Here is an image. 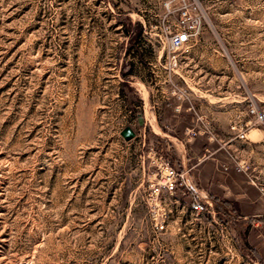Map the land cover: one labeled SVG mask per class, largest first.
Returning a JSON list of instances; mask_svg holds the SVG:
<instances>
[{
	"label": "rangeland",
	"instance_id": "374dc122",
	"mask_svg": "<svg viewBox=\"0 0 264 264\" xmlns=\"http://www.w3.org/2000/svg\"><path fill=\"white\" fill-rule=\"evenodd\" d=\"M191 1L0 0V264H264V200H232L264 187V0H195L172 59L165 26ZM197 135L198 157L220 148L216 183L187 173L200 213L155 189Z\"/></svg>",
	"mask_w": 264,
	"mask_h": 264
},
{
	"label": "built area",
	"instance_id": "2783aa9c",
	"mask_svg": "<svg viewBox=\"0 0 264 264\" xmlns=\"http://www.w3.org/2000/svg\"><path fill=\"white\" fill-rule=\"evenodd\" d=\"M201 19V10L197 1L192 0L187 4H182L179 10V14L174 19L173 23H171L170 25L167 24L165 26V51L167 55H169L173 59L174 51L180 50L188 44L193 35L199 31ZM248 112L251 114H256V111L252 108H249ZM257 118L261 119V116L258 115ZM229 127L236 139H245V124H243L244 128L234 123H232ZM203 129H205V126ZM189 134L194 136L195 132L190 131ZM242 164L243 163L240 164L237 162L235 166L240 169L242 168ZM219 166L222 170H226V166ZM157 171L158 180L155 183L156 190L158 188H161L162 190L171 193L174 192L177 187L183 188L185 193L188 195V208L190 211L194 213H200L205 209V204L207 203L204 200V196L201 195V192L198 191L189 180L186 170H177L173 166H171L167 160L164 159L159 162Z\"/></svg>",
	"mask_w": 264,
	"mask_h": 264
},
{
	"label": "crops",
	"instance_id": "0c3cea01",
	"mask_svg": "<svg viewBox=\"0 0 264 264\" xmlns=\"http://www.w3.org/2000/svg\"><path fill=\"white\" fill-rule=\"evenodd\" d=\"M200 120V124H207V122L209 123L210 120L208 119V121H203L202 119H198ZM247 121L250 123V127L253 124V117L252 116H248L247 115ZM192 122V120H191ZM198 122L197 120H194V122L192 123L193 126H196V128H198ZM189 128V129H193ZM258 131V130H257ZM253 129L249 128L247 131V134L245 135L244 140H238L235 139L231 136L226 137L222 140H220L222 143L220 144L222 147H226V146H230L233 143L231 141H233L232 139H235L237 141L240 142H250V139L248 138V135L250 134H256L257 137L261 136V133H253ZM202 138H205V136H201ZM200 136H195V137H187L186 138V142H188V150L191 151L193 154L192 155H184L182 157H180L179 159V163L182 165V167H184L187 170L188 176L191 180L193 181H199L202 183H207L208 181L211 183H216L218 181V179L221 178L220 175H218V172H215L213 170V164H214V160L217 159V151L220 149L218 147H209L207 146L206 148L203 149L204 152L207 151V154L205 155L204 152L198 157L196 155V148L195 144L201 140ZM210 138H207V140H209ZM195 140V141H194ZM194 141V143H193ZM218 161V160H217ZM220 173V172H219ZM258 198V199H257ZM264 200V187H259L257 189V193L253 194L252 196H250L249 194H246L245 192H240L238 194H236L232 200L236 201L239 205L240 202H247V204H252L255 205L254 203L257 200ZM248 217L253 216L252 212H249V214H247Z\"/></svg>",
	"mask_w": 264,
	"mask_h": 264
},
{
	"label": "trees",
	"instance_id": "16d2710c",
	"mask_svg": "<svg viewBox=\"0 0 264 264\" xmlns=\"http://www.w3.org/2000/svg\"><path fill=\"white\" fill-rule=\"evenodd\" d=\"M134 30H135V32L132 34V37L130 38V40L132 41V43L133 42H135L136 41V39H138V35H139V30H140V26H139V24L138 23H134ZM122 30H123V32L125 33V34H128V31H129V27H128V25H127V23H124L123 25H122ZM226 212V211H225ZM226 213H228V212H226ZM242 246H246V242L244 241V240H242Z\"/></svg>",
	"mask_w": 264,
	"mask_h": 264
},
{
	"label": "water",
	"instance_id": "95a60500",
	"mask_svg": "<svg viewBox=\"0 0 264 264\" xmlns=\"http://www.w3.org/2000/svg\"><path fill=\"white\" fill-rule=\"evenodd\" d=\"M137 121H138V123H141V119H140V118H139ZM126 133H127V132H126Z\"/></svg>",
	"mask_w": 264,
	"mask_h": 264
}]
</instances>
